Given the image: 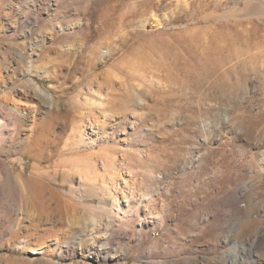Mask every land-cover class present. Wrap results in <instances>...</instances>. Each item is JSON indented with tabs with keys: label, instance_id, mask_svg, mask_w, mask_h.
<instances>
[{
	"label": "rangeland",
	"instance_id": "rangeland-1",
	"mask_svg": "<svg viewBox=\"0 0 264 264\" xmlns=\"http://www.w3.org/2000/svg\"><path fill=\"white\" fill-rule=\"evenodd\" d=\"M0 264H264V0H0Z\"/></svg>",
	"mask_w": 264,
	"mask_h": 264
},
{
	"label": "bare ground",
	"instance_id": "bare-ground-1",
	"mask_svg": "<svg viewBox=\"0 0 264 264\" xmlns=\"http://www.w3.org/2000/svg\"><path fill=\"white\" fill-rule=\"evenodd\" d=\"M92 153L93 152H72L69 156L70 158L66 161V165L70 168V171H72L75 174L76 173L79 174L80 177H82L84 181L91 179L90 165L93 162L92 157H91Z\"/></svg>",
	"mask_w": 264,
	"mask_h": 264
}]
</instances>
